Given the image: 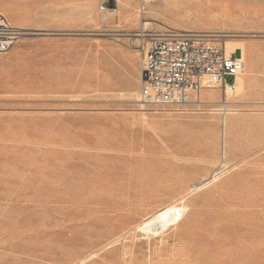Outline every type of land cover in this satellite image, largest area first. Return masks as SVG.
<instances>
[{
  "label": "rangeland",
  "instance_id": "obj_1",
  "mask_svg": "<svg viewBox=\"0 0 264 264\" xmlns=\"http://www.w3.org/2000/svg\"><path fill=\"white\" fill-rule=\"evenodd\" d=\"M138 9L0 0V14L32 29L0 54V264H264V0ZM184 30L245 46L226 119L207 112L221 103L139 102L142 41ZM186 153L199 156L171 177ZM182 195L181 224L151 239L136 230Z\"/></svg>",
  "mask_w": 264,
  "mask_h": 264
},
{
  "label": "built area",
  "instance_id": "obj_2",
  "mask_svg": "<svg viewBox=\"0 0 264 264\" xmlns=\"http://www.w3.org/2000/svg\"><path fill=\"white\" fill-rule=\"evenodd\" d=\"M153 2L139 0V13L144 16ZM23 34L0 14V54L10 52ZM147 37L140 59L139 102L143 106L181 111L202 91L219 92L221 104H227L244 68L242 55L229 53L226 42L206 32L168 31Z\"/></svg>",
  "mask_w": 264,
  "mask_h": 264
},
{
  "label": "bare ground",
  "instance_id": "obj_3",
  "mask_svg": "<svg viewBox=\"0 0 264 264\" xmlns=\"http://www.w3.org/2000/svg\"><path fill=\"white\" fill-rule=\"evenodd\" d=\"M165 1L171 2V1H175V0H165ZM148 10L146 11L145 15L147 13H149L152 16L157 14V11H155V10H151L150 12ZM141 20L144 22L146 21L145 18H141ZM19 24L20 25L18 26V28L24 32V34H23L24 36L32 35L30 33V31H32V29L22 25L21 23H19ZM143 25L148 26L149 23H143ZM183 32H194V31L184 30ZM226 48H227V51L229 53H236L237 50L241 51V55H242L241 57H242V61L244 63V68H243V71L240 73V75L236 79V85H235V89H234L235 94L239 95L241 93L243 87H244V84H245L244 79L242 77L243 72L245 71V68H246L245 46L242 43H237V42H234L232 40H227L226 41ZM233 93L228 95L227 104L222 103L224 110L210 109V110H207V112H210L212 114H218V113L221 114V111H222V115L226 119V117L228 115L232 114V112L235 111L233 109H228V106L231 104V101H229V97L231 95H233ZM218 94H220V93L215 92V91H202L198 96H196V98L194 100H191V98H190V103H196L199 107H202V106L204 107L207 105H215V104L221 103L220 101H218ZM136 97H137V95H136ZM220 98H221V95H220ZM224 124L227 127V121L226 120H225ZM198 156L199 155L195 154V153H192V154L186 153L185 155H179V156L175 155L174 156L175 160L172 163L173 165H172L171 171H170V174H172L171 177H175V176L181 177L182 172L184 170L190 168L192 166V163L194 161H196V158H198ZM215 177H216V175L210 179H205L198 186H196V188H198L199 186L201 188L205 187ZM185 196L186 195H182L180 198L172 200L169 203L161 206L160 208H158L157 210L152 212L150 215H148L146 218H144L136 226V230L139 233H141L145 238L151 239V238H158L161 235L168 232L170 229L177 227L184 220L185 215L188 211V207L185 205Z\"/></svg>",
  "mask_w": 264,
  "mask_h": 264
},
{
  "label": "crops",
  "instance_id": "obj_4",
  "mask_svg": "<svg viewBox=\"0 0 264 264\" xmlns=\"http://www.w3.org/2000/svg\"><path fill=\"white\" fill-rule=\"evenodd\" d=\"M236 55H237V56L239 55V52H238V51H236ZM240 55H241V51H240Z\"/></svg>",
  "mask_w": 264,
  "mask_h": 264
},
{
  "label": "trees",
  "instance_id": "obj_5",
  "mask_svg": "<svg viewBox=\"0 0 264 264\" xmlns=\"http://www.w3.org/2000/svg\"><path fill=\"white\" fill-rule=\"evenodd\" d=\"M240 53V51H238Z\"/></svg>",
  "mask_w": 264,
  "mask_h": 264
}]
</instances>
